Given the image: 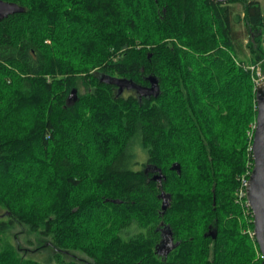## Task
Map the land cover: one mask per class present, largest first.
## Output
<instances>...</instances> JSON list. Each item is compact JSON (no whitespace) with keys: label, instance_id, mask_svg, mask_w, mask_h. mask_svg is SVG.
Masks as SVG:
<instances>
[{"label":"trees","instance_id":"trees-1","mask_svg":"<svg viewBox=\"0 0 264 264\" xmlns=\"http://www.w3.org/2000/svg\"><path fill=\"white\" fill-rule=\"evenodd\" d=\"M5 1L25 11L0 18V264H261L237 202L254 165L261 2ZM150 75L158 96L107 80ZM162 227L177 241L166 258Z\"/></svg>","mask_w":264,"mask_h":264},{"label":"water","instance_id":"water-1","mask_svg":"<svg viewBox=\"0 0 264 264\" xmlns=\"http://www.w3.org/2000/svg\"><path fill=\"white\" fill-rule=\"evenodd\" d=\"M220 2H226L227 0H218ZM25 11L24 6L17 2L0 0V18H5L11 14ZM150 85L144 86L138 84L135 81L127 78H115L108 77V81L116 84L120 93H123L126 89H135L140 96H158L160 93L159 80L156 76H149ZM77 90L74 89L71 96L76 95ZM256 101L258 106V113L256 119V127L252 142V152L254 158V165L251 170L249 181L247 185V200L252 208L254 215V232L260 251L262 253V263L264 264V82L260 83L256 87ZM173 169L181 172V164L174 162ZM157 171V170H154ZM164 174L161 169L154 175V179L161 181ZM163 196V209H167L169 204V196L165 193ZM173 242V241H172ZM167 242H165L166 244ZM164 244V240L159 243V248ZM175 246V245H174ZM173 246V247H174ZM171 247V249H173Z\"/></svg>","mask_w":264,"mask_h":264},{"label":"rangeland","instance_id":"rangeland-1","mask_svg":"<svg viewBox=\"0 0 264 264\" xmlns=\"http://www.w3.org/2000/svg\"><path fill=\"white\" fill-rule=\"evenodd\" d=\"M259 1L261 2L262 8L264 10V0H259ZM234 10L237 13H241L242 12V6L240 4H235L234 5ZM236 27H237L238 31L240 32L241 36L243 37V41H244L243 44L245 45L247 43V33L245 31L243 22L242 21L239 22ZM243 58L246 61H248L247 60L248 54H247L246 57H243ZM255 73H256V71H255ZM254 81H255V79H254ZM130 92L131 91H129V90L124 91L125 94H128ZM75 97H77V94H76ZM255 127H256V124H252L251 125V129H250V131L248 133L251 138H253V136H254ZM135 159L139 161V163L136 164L137 166H140L143 162L146 163V160H147L146 152L144 150L140 149V147H138L137 148L136 158ZM241 177H243V175ZM238 197H240V196L238 195ZM240 202H242V201H240ZM241 208H242V211H243V219H244V222L246 224L245 227L243 228V232L244 233H247V234H249V236H251V233L249 231L250 230L252 231L254 229V228H252L249 225V222L251 221V218H252V214L246 209V207L244 206L243 203L241 204ZM252 219H253L252 221H254V215H253V218ZM18 229H19V231H21V228H18ZM132 233H130V234L125 233V235L126 236L127 235H131ZM22 236H23L22 234H19V237H22ZM251 237H254V236H251ZM23 247L24 248H22L23 249L22 252L25 253L28 256H32V257H34L36 259H39V260H45V259L51 258L52 251L47 246L46 247L43 246V244H41V245H38V244H35V245L24 244ZM77 255H79L80 258L85 257V256H83L82 254H79V253H77ZM86 259H87V257H86ZM255 259H258V260H260V259L262 260L263 259L261 252H260V254L259 253L258 254H255Z\"/></svg>","mask_w":264,"mask_h":264},{"label":"built area","instance_id":"built-area-1","mask_svg":"<svg viewBox=\"0 0 264 264\" xmlns=\"http://www.w3.org/2000/svg\"><path fill=\"white\" fill-rule=\"evenodd\" d=\"M250 68H252L253 70L256 71L255 73V84L256 86L259 85L260 83H262L264 81V72L261 70V66L260 65H251ZM242 181V186L239 189V191L237 192V195H239L240 197L237 198V202L241 205L242 203L244 204V206L246 207V209L252 214V218H253V212L252 209L250 207V204L246 198L247 196V185H248V181H249V177L248 176H243L241 178ZM240 198V199H239ZM242 201V202H240ZM251 218V221L253 220ZM251 233V236L255 237V232L254 229L251 231H249Z\"/></svg>","mask_w":264,"mask_h":264},{"label":"flooded vegetation","instance_id":"flooded-vegetation-1","mask_svg":"<svg viewBox=\"0 0 264 264\" xmlns=\"http://www.w3.org/2000/svg\"><path fill=\"white\" fill-rule=\"evenodd\" d=\"M126 90H128V89H126ZM129 91H136V90L135 89H129ZM161 235H162V238L160 240V243L162 242V240H164V244H162V247L161 248H157V246L159 244L158 243L157 246H156V248H157L158 254H160V256L162 258H166L168 256V253L170 252V250H172L171 247H173L174 245H176L177 244V241L173 238L172 232H169V230L167 228H165V227H162V229H161ZM165 242H167V243L165 244Z\"/></svg>","mask_w":264,"mask_h":264},{"label":"bare ground","instance_id":"bare-ground-1","mask_svg":"<svg viewBox=\"0 0 264 264\" xmlns=\"http://www.w3.org/2000/svg\"><path fill=\"white\" fill-rule=\"evenodd\" d=\"M261 70L264 72V70H263L262 68H261ZM254 76H255V74H254ZM263 82H264V81H263ZM263 82H262V83H263ZM249 176H250V175H249ZM246 198H247V196H246ZM250 207H251V206H250ZM251 209H252V208H251ZM253 222H254V221H253ZM158 246H159V244H158ZM158 246H157V248H159Z\"/></svg>","mask_w":264,"mask_h":264}]
</instances>
